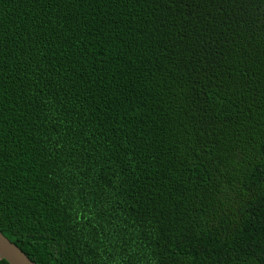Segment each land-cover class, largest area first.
Here are the masks:
<instances>
[{"label":"trees","instance_id":"obj_1","mask_svg":"<svg viewBox=\"0 0 264 264\" xmlns=\"http://www.w3.org/2000/svg\"><path fill=\"white\" fill-rule=\"evenodd\" d=\"M0 233L33 264H264V0H0Z\"/></svg>","mask_w":264,"mask_h":264},{"label":"water","instance_id":"obj_2","mask_svg":"<svg viewBox=\"0 0 264 264\" xmlns=\"http://www.w3.org/2000/svg\"><path fill=\"white\" fill-rule=\"evenodd\" d=\"M0 259L7 264H33L14 244L0 233Z\"/></svg>","mask_w":264,"mask_h":264}]
</instances>
